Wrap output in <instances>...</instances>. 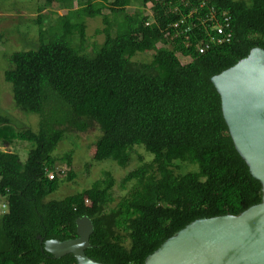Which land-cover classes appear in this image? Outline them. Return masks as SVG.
<instances>
[{
	"label": "trees",
	"instance_id": "obj_1",
	"mask_svg": "<svg viewBox=\"0 0 264 264\" xmlns=\"http://www.w3.org/2000/svg\"><path fill=\"white\" fill-rule=\"evenodd\" d=\"M74 1L43 0L38 23L43 9L65 13L40 26L36 49L10 54L3 73L15 105L39 119L32 131L0 116V143L33 145L24 162L0 150V264H76L72 254L54 258L44 251L37 236L75 238V220L83 215L93 223L88 257L143 264L190 222L237 215L259 203L261 184L234 147L210 78L253 47L264 49V0H76V8ZM132 2L139 5L129 11ZM202 2L227 13L232 37L199 52L198 42L208 41L206 28L179 33L172 24ZM86 17L104 24L98 30L103 41L91 52ZM58 24L61 30L46 38ZM137 53L151 59L134 60ZM93 126L101 133L90 144L85 172L106 160L125 167L138 147L152 159L122 177V196H114V178L104 172L81 191L46 200L62 180L76 177L58 167L72 166L73 151L54 155L57 145ZM178 163L191 168L183 171Z\"/></svg>",
	"mask_w": 264,
	"mask_h": 264
},
{
	"label": "water",
	"instance_id": "obj_2",
	"mask_svg": "<svg viewBox=\"0 0 264 264\" xmlns=\"http://www.w3.org/2000/svg\"><path fill=\"white\" fill-rule=\"evenodd\" d=\"M235 149L261 184V201L237 215L196 219L167 238L143 264H264V49L253 47L234 65L210 78ZM76 237L46 239L54 258L72 254L76 264H103L85 254L93 223L76 218Z\"/></svg>",
	"mask_w": 264,
	"mask_h": 264
},
{
	"label": "rangeland",
	"instance_id": "obj_3",
	"mask_svg": "<svg viewBox=\"0 0 264 264\" xmlns=\"http://www.w3.org/2000/svg\"><path fill=\"white\" fill-rule=\"evenodd\" d=\"M93 2L101 0H92ZM43 0H0V116H6L14 128H30L32 131L38 129V115L26 112L18 108L11 93V84L4 80L3 73L10 67L9 56L15 51L33 50L39 44L38 31L40 26L44 27L55 23L56 17L65 13L64 10H49L43 9L40 13L42 15L41 22H37L38 7L42 6ZM137 2H132L127 9L132 11L138 7ZM74 6L79 7V3L75 0ZM147 8V7H146ZM103 13L108 14L110 11L104 8ZM146 11V9H145ZM85 21V37H86V52H91L93 44H100L103 41V34L98 30H102L104 24L101 17H86ZM111 32H115L116 23L111 21ZM60 31L61 25L56 26L54 30L46 33L48 38L51 31ZM137 61H149L150 54L137 53L134 57ZM183 62L186 59H182ZM100 131L96 126L91 127L86 132H73L70 136H65L57 145L53 154L73 151L72 166L67 167L64 164H58V167L66 173L72 170L76 177L74 181L67 182L62 180L58 188L51 192L46 200L61 199L84 188L92 185V183L103 177L104 172H110L114 178L113 192L114 196H122L125 190L121 189L119 184L122 177L129 171L135 170L142 163L148 162L152 159V155L145 152L142 148H136V152H132L130 160L125 167H119L115 162L106 160L103 162H93L90 170L85 172L84 162L90 159L92 150L90 144L94 142L99 136ZM14 144V145H13ZM32 143L28 141H16L10 145L0 143V150L10 148L11 151L19 154V159L24 162ZM182 170L190 169L191 167L182 163ZM65 173L58 176L60 179L65 178ZM3 200L0 197V213L3 211Z\"/></svg>",
	"mask_w": 264,
	"mask_h": 264
},
{
	"label": "built area",
	"instance_id": "obj_4",
	"mask_svg": "<svg viewBox=\"0 0 264 264\" xmlns=\"http://www.w3.org/2000/svg\"><path fill=\"white\" fill-rule=\"evenodd\" d=\"M201 25L206 28L208 41L198 42L199 52H204L211 43L222 44L230 41L232 33L230 29L229 16L226 12L216 11L213 7L208 6L205 2L200 3L197 7H192L185 15L172 24L174 28L179 29V33L191 31L196 26ZM212 31V32H211ZM54 176L53 173L49 178Z\"/></svg>",
	"mask_w": 264,
	"mask_h": 264
},
{
	"label": "crops",
	"instance_id": "obj_5",
	"mask_svg": "<svg viewBox=\"0 0 264 264\" xmlns=\"http://www.w3.org/2000/svg\"><path fill=\"white\" fill-rule=\"evenodd\" d=\"M10 147V146H9ZM9 150H10V148H9Z\"/></svg>",
	"mask_w": 264,
	"mask_h": 264
},
{
	"label": "clouds",
	"instance_id": "obj_6",
	"mask_svg": "<svg viewBox=\"0 0 264 264\" xmlns=\"http://www.w3.org/2000/svg\"><path fill=\"white\" fill-rule=\"evenodd\" d=\"M4 206V205H3Z\"/></svg>",
	"mask_w": 264,
	"mask_h": 264
}]
</instances>
